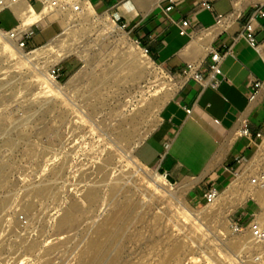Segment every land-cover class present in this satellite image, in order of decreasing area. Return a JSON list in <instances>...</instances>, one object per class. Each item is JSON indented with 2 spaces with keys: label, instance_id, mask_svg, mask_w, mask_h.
I'll list each match as a JSON object with an SVG mask.
<instances>
[{
  "label": "rangeland",
  "instance_id": "374dc122",
  "mask_svg": "<svg viewBox=\"0 0 264 264\" xmlns=\"http://www.w3.org/2000/svg\"><path fill=\"white\" fill-rule=\"evenodd\" d=\"M155 2L142 0L141 5L148 11L155 10ZM262 2L248 0L239 18L255 12ZM130 3L138 9V4ZM166 3L162 0L159 6ZM34 6L38 8V4ZM94 10L97 15L104 13ZM108 13L143 47L131 31L126 15H122L127 13L125 9L118 13V20L113 12ZM89 22L81 19L75 34L65 38L63 45L85 38L93 40L97 25ZM12 24L14 19L8 9L1 11L0 27L9 28ZM65 27L66 24L58 33ZM204 29L193 28L187 42L194 35L203 34ZM50 33H38L24 48H36ZM99 33L104 39L101 43L93 40L83 48V57L71 53L49 69L62 86L60 89L40 80L27 65L0 56V264H76L83 256L93 264H254L255 248L238 251L229 245L228 239L239 233L226 232L222 223L225 219H237L246 227L261 206L253 195H248L232 211L224 208V213L206 219L188 218L175 212L172 205L167 208L163 203L155 207L143 198L131 205L120 236L106 240L98 233L103 219L117 208L126 189L114 187L120 174L118 167H102L108 151L123 148L121 142L115 143L111 128L119 119L141 111L143 118H138L133 132L135 137L143 136L157 122L154 98L164 90L155 94V89L148 91L145 82L144 91L132 88L133 81L126 77V69L117 65L121 52L104 57L95 68H85L75 82L66 84L84 61L94 65L116 41L105 27ZM216 40L215 36L211 47ZM209 51L200 63L209 60ZM154 61L177 85L191 69L189 59L182 75ZM260 116H264V110ZM238 165L236 160L235 166ZM232 179L215 187L218 193ZM173 183L174 187L181 184ZM92 185L98 186V194L89 200L86 192ZM206 188L201 183L189 189L186 200L200 209L207 203ZM133 197L129 203L137 201ZM228 199L221 198L220 203L230 204ZM28 203L32 206L25 211ZM33 240L38 245L30 251L28 246ZM60 241V246L45 253L49 243Z\"/></svg>",
  "mask_w": 264,
  "mask_h": 264
},
{
  "label": "crops",
  "instance_id": "0c3cea01",
  "mask_svg": "<svg viewBox=\"0 0 264 264\" xmlns=\"http://www.w3.org/2000/svg\"><path fill=\"white\" fill-rule=\"evenodd\" d=\"M90 1L93 8L102 12L123 13L125 9L127 13L122 15H126L138 42L156 62L181 75L182 70H187V58L181 50L194 28L179 35L182 21L196 19L198 25L195 28L210 27L217 23L218 14L228 16L234 11L233 0H167L166 6L149 11L142 10L135 0ZM132 1L138 9L130 3ZM205 1L210 2V8L204 5ZM35 3L38 8H35ZM31 5L39 11L41 2L32 0ZM169 5L171 7L167 8ZM6 9L14 24L2 28L11 29L19 19L10 8L0 12ZM251 14L247 13L242 18L238 14L227 28L216 35L217 40L212 47L221 54V73L216 74L219 84L215 87L210 83L212 58L209 52V60L194 69L191 66L189 73L183 76L162 106L157 123L135 147V155L143 163L163 173L171 182L183 183L196 178L190 190L201 183L208 189L221 187L232 179V170L237 167L236 158L247 157L251 153L253 139L264 129V116H260L264 110V50L253 46L243 30ZM64 25L56 12L47 13L30 26L33 35L29 40L42 31L50 30V35L41 41L43 44ZM255 34L259 41L264 39V18L258 15L255 16ZM194 72L202 73L203 78L198 79ZM259 93H262L261 99L249 109L252 98ZM245 112L246 127L252 137L238 135L227 146L223 159L210 165L219 148L228 144L230 132Z\"/></svg>",
  "mask_w": 264,
  "mask_h": 264
},
{
  "label": "bare ground",
  "instance_id": "6f19581e",
  "mask_svg": "<svg viewBox=\"0 0 264 264\" xmlns=\"http://www.w3.org/2000/svg\"><path fill=\"white\" fill-rule=\"evenodd\" d=\"M161 1L162 0H156L155 6L158 7ZM135 2L142 10H146L141 5L142 0H135ZM233 2L234 11L230 15L227 17L225 16V18L219 23L205 28L203 34L197 36L194 35L193 38L182 48L181 54L191 61L192 66L196 67L201 62L207 54V51L210 50L211 42L217 33L228 27L231 20L241 12L248 0H233ZM11 6L19 19V23L10 30H5L0 27L1 57H5L6 60H15L12 63L22 66L27 65L28 68L35 71L40 80L46 82L49 86L60 89L62 86L52 77L49 69L71 53L83 57V48L89 47L93 40L98 43L102 42L104 38L99 33V29L105 27L116 37V41L105 51L103 57L94 65H89L84 61L82 68L73 72L68 77L66 84L75 82L81 76L82 71L85 68H95L102 63L104 57L111 56L114 52H121L123 55L119 57L117 65L126 69V77L133 81L132 88H140V91H144L143 83L145 82L148 85V91L155 89V94L164 89L154 98L155 104L157 105L156 119L158 121L159 112L176 89L177 82L168 77L163 69L155 63L137 41L131 38L130 35L122 29L108 12H104L103 15H97L91 3L86 0L84 11L80 18L84 19V21H90V24H93L94 22L96 23L97 27L93 31V40L89 41L85 38L82 39L81 42L79 41V43L63 45L62 41L65 38L71 37L75 34L77 23L81 21L79 18L78 20L70 21L67 27L45 43L31 49L30 51H26L18 41L21 32L30 29V26L41 20L48 10H35L33 6L26 1L13 3ZM116 15L119 16L118 13H116ZM93 18H95V20H93ZM261 97L262 93L255 95L252 98L249 109L255 105ZM143 115L144 114L139 111L132 117L119 119V121L115 125L113 124L111 128L115 143L117 144L121 142L123 148L119 149L118 147H114L113 152L108 151L105 163L102 167H106L107 165H111L114 168L118 167L120 174L114 181V187H124L126 189L125 196L119 200L117 208L103 219L101 226L98 229L100 235L104 236L106 240L120 236L126 226L127 218L129 216L126 214H130L129 209L132 207L131 205L133 203L136 204L137 202H141V199L143 198H146L149 203L155 207L165 203L163 207L168 208L172 205L175 212L178 214L182 213L188 218L206 219L210 215V217H216L225 211H232L243 202L248 195H253L261 205L254 219L260 221L264 225V186L251 187L249 183L242 180V174L238 178L231 180L228 186L222 191V193H218L213 201L208 202L200 209H197L185 198V194L192 184L196 182V178L189 179L188 181L181 183L179 186L174 187V183L168 180L163 173L158 170L151 171L149 165L143 163L134 153L136 145L153 127L146 129L142 134L143 136L135 137L133 129L138 118H143ZM246 119L247 112H245L235 124L233 130L229 134L228 144L222 145L219 148L210 165L220 162L224 157L227 146H229L238 135L245 132L244 124ZM54 172H56V170H54ZM97 194V185H92L86 192V196L89 200H94ZM132 196H135L133 199L137 198V201L129 203V198H132ZM224 197L229 198L228 200L230 201V204L227 202H225V204L220 203L221 198ZM31 206L32 203L26 204L25 211ZM73 208H77L75 204H73ZM224 208H226L225 211ZM222 223L226 232L236 234L231 230L229 220H222ZM238 233L237 236L228 239V244L238 251H241L242 248L246 249L254 247L255 253H257L256 257H254V264H264V241H257L251 235L249 227ZM61 243H63V241H60V243H49L45 248V253H50L53 249L60 246ZM37 245V242L33 240L29 243L28 249L34 251ZM174 250L175 249L171 251L172 257L175 255ZM76 264L93 263L91 260L83 256L81 261Z\"/></svg>",
  "mask_w": 264,
  "mask_h": 264
},
{
  "label": "built area",
  "instance_id": "2783aa9c",
  "mask_svg": "<svg viewBox=\"0 0 264 264\" xmlns=\"http://www.w3.org/2000/svg\"><path fill=\"white\" fill-rule=\"evenodd\" d=\"M20 1H26L28 4L31 5L32 0H0V10L4 8H10L14 14L15 11L12 8V4ZM41 2V10H48L47 13L56 12L59 17L65 22L66 26H68L70 21L78 20L84 11V6L86 0H38ZM90 3L91 1L88 0ZM264 1L261 3V6L251 14L249 19L244 25V34L248 41L258 49L264 50V39L259 41L255 34V16L258 15L264 18ZM92 5V3H91ZM204 5L208 8L211 7L209 1H205ZM171 6H167L170 8ZM46 13V14H47ZM113 15L118 20L120 17L116 15V12ZM226 15L218 14L217 15V23H219L222 19L225 18ZM198 25V21L196 19H184L182 21L179 35H183L189 31L191 27ZM206 28V27H203ZM13 29V28H11ZM10 30V29H9ZM193 30V28H192ZM33 31L31 29L24 30L21 32V35L18 39L21 46H26L29 43V39L32 37ZM146 53H148L147 49L142 47ZM210 54L212 58V62L210 67L212 69L211 80L210 83L213 86H217L219 84V79L217 78L216 74L221 73L220 67V58L221 54L219 50L215 47H211ZM192 66V65H191ZM195 77L198 79H202L203 75L200 72H194ZM189 110V109H188ZM247 120V119H246ZM245 132L242 133L249 137H252L250 130L245 126ZM256 138L253 139L254 148L252 149L251 153L247 157H237L236 160L239 162V165L233 168V179L238 178L242 174V180L246 183H249L251 187H259L264 186V129L259 131L256 134ZM232 179V180H233ZM242 182V181H241ZM218 194V189L215 187L209 188L204 197L208 202L214 200V198ZM249 227V231L251 235L257 241H264V225L260 222L255 220L254 218L251 219L247 226L244 227L240 220L233 219L230 221V228L233 232L238 233L242 232Z\"/></svg>",
  "mask_w": 264,
  "mask_h": 264
}]
</instances>
